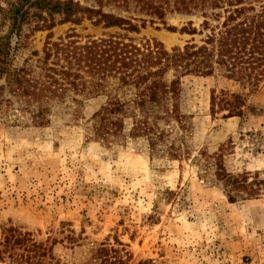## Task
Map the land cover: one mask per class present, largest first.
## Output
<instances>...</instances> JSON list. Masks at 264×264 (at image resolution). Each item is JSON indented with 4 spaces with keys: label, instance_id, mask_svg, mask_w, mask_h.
Wrapping results in <instances>:
<instances>
[{
    "label": "rangeland",
    "instance_id": "374dc122",
    "mask_svg": "<svg viewBox=\"0 0 264 264\" xmlns=\"http://www.w3.org/2000/svg\"><path fill=\"white\" fill-rule=\"evenodd\" d=\"M11 1L0 0V7ZM105 11L156 24L136 34L85 20L57 26L51 42L72 30L82 38L126 34L137 44L156 40L167 50L201 39L179 32L189 22L200 28L201 9L192 15L167 11V26L177 32L141 13L134 0L110 3ZM7 32V26L0 29V34ZM51 32L25 28L27 38L14 46L11 70L27 65L40 73L36 66ZM223 88L237 90L220 78L184 74L180 112L186 130L175 121L162 123L166 138L154 151L147 138L130 135L131 118L113 142L93 135L91 120L106 96H90L78 113L68 102L54 101L44 127L15 102L0 105V242L10 226L29 232L46 248L52 246L54 259L46 258L45 264H101L103 245L131 254L128 264H264V84L248 96L243 118L211 114V92ZM131 93L118 92L123 100ZM171 146L177 157L170 155ZM217 155L229 173L257 182L258 194L231 203L215 177ZM67 236L77 241L69 243Z\"/></svg>",
    "mask_w": 264,
    "mask_h": 264
},
{
    "label": "trees",
    "instance_id": "16d2710c",
    "mask_svg": "<svg viewBox=\"0 0 264 264\" xmlns=\"http://www.w3.org/2000/svg\"><path fill=\"white\" fill-rule=\"evenodd\" d=\"M121 1L129 3V0H95V6L80 0H13L6 8L0 7V29L8 28L7 33L0 34V105L15 102L21 112L30 113L36 126L44 127L50 123L52 102H68L78 113L90 96H106V104L92 117L93 135L113 142L122 136L125 119L131 118L130 135L147 138L154 151L166 138L162 123L168 126L175 121L186 130L180 112L181 78L194 73L220 78L237 88L212 90L213 116L219 113H226L224 118L245 116L248 96L264 84V0H134L141 13L156 18L172 32L178 29L167 26V11L192 15L193 10H203L200 28L189 22V27L179 30L181 34L201 38L199 43L193 38L183 48L167 50L156 40L137 44L126 34L82 38L74 30L51 42V31L57 26H78L85 20L96 27L136 34L147 24H156L153 19L137 20L105 11L110 3L120 5ZM206 6L212 10L210 14ZM123 8L128 11L127 5ZM25 28L31 32H51L41 65L36 66L40 71L37 75L27 65L16 70L10 68L14 46H22L27 38ZM170 72L174 78L168 80ZM123 89L133 91L132 98L121 99L118 92ZM170 148V155L177 157L178 150ZM215 161L216 180L223 184L231 203L244 194L250 197L258 194L257 182H249L247 175L229 173L222 155H217ZM67 239L69 243L77 241L74 236ZM121 251L124 250L103 245L98 250L103 256L101 264H128L131 254L123 256ZM46 258L54 259L52 246L46 248L31 233L15 226L3 230L0 264H45ZM137 264L153 262L141 260Z\"/></svg>",
    "mask_w": 264,
    "mask_h": 264
}]
</instances>
